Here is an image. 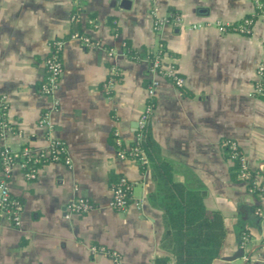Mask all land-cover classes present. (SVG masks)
I'll return each instance as SVG.
<instances>
[{"label":"crops","instance_id":"0c3cea01","mask_svg":"<svg viewBox=\"0 0 264 264\" xmlns=\"http://www.w3.org/2000/svg\"><path fill=\"white\" fill-rule=\"evenodd\" d=\"M153 8L159 15L176 11L183 23L154 31ZM254 11L252 0H0V95L8 97L9 121L23 131L7 134L15 150L25 143L38 150L49 145L38 125L53 101L38 89L49 43L74 29L101 43H64L52 136L64 141L72 163L48 161L33 180L14 166L9 187L22 199L23 211L18 225L0 214V264H115L106 253H91L93 244L116 249L125 264H150L168 253L161 245L162 211L150 201L156 183L149 164L121 159L110 138L116 131L124 143L134 140L152 78L157 84L149 129L172 163L174 179L199 189L205 206L224 218L222 250L209 264H246L244 253L248 264H264V216L256 212L264 210V194L249 192L232 174L235 166L222 144L235 139L252 170L264 177V92L254 94L264 61V20L257 17L249 34L222 32L216 25ZM192 23L205 26L190 29ZM126 41L135 56L144 57L163 42L184 86L150 73L148 61L126 54ZM112 65L120 79L106 92L102 86ZM119 174L133 181L131 196L141 206H111L110 183ZM77 195L91 199L94 208L69 214L66 205ZM243 234L249 242L242 257L227 259L241 247Z\"/></svg>","mask_w":264,"mask_h":264},{"label":"built area","instance_id":"2783aa9c","mask_svg":"<svg viewBox=\"0 0 264 264\" xmlns=\"http://www.w3.org/2000/svg\"><path fill=\"white\" fill-rule=\"evenodd\" d=\"M255 11L253 14L246 15L235 22L217 21L216 25L222 32H237L249 34L257 17L264 20V0H252ZM152 27L154 31H159L164 25H181L183 18L180 13L170 11L165 15H159L156 8L152 11ZM79 18L77 12L72 13V21ZM207 25V24H206ZM205 26L203 23H192L190 29L200 28ZM67 38L79 40L86 47H98L101 45L97 40L92 39L87 33L74 29L67 36L54 38L49 43V53L44 60L45 75L39 84V91L53 97L52 106L45 109L39 119L38 125L43 127L49 138V145L46 150H38L29 144L21 145L18 150L13 149L6 142L8 133L23 135V131L14 127L8 118L9 101L7 95H0V214L5 216L13 224L18 225L21 221L23 211V201L20 197L14 195L9 187L10 178L13 168L16 164L24 170L28 180L36 178L40 167L48 161H62L70 166L72 160L67 153V147L63 140L52 136V111L58 107L59 101L54 97V92L62 79L64 71L63 63V48ZM123 50L126 54L129 47L126 42L122 43ZM112 53V49H109ZM138 59L146 60L149 63L150 73L161 75L171 79L176 86L183 87L185 78L178 70L177 64L172 61L173 57L168 58L166 47L163 42L159 43V48L156 53L151 56H135ZM120 69L116 65L110 67V73L104 80L103 90L109 92L113 89L117 80L120 79ZM148 86L149 94L146 99L143 110L141 111L137 124L134 140L131 143H124L115 131V145L117 155L121 159H129L135 162L146 163L148 161L144 147L141 142L144 139L146 130L148 129L150 118L154 110L153 95L157 81L150 79ZM264 92V61L260 62L257 69V80L254 85V94L260 95ZM228 159L236 166L239 179L247 184L248 191L254 194H264V177H260L255 173L249 165L248 157L242 150L240 144L232 138L224 139L222 142ZM133 181L125 174H119L110 183L111 196L110 204L117 210H125L131 203L141 206L139 200L132 199ZM94 208V203L91 199L83 195L73 197L66 205V210L69 214H85ZM256 212L264 216V210L258 207ZM249 242V237L246 234L241 236V247L245 248ZM91 253L103 252L106 253L115 264H125L122 255L116 249H110L104 245L93 244L90 246ZM246 264L250 260V256L243 255ZM150 264H154L152 261Z\"/></svg>","mask_w":264,"mask_h":264},{"label":"trees","instance_id":"16d2710c","mask_svg":"<svg viewBox=\"0 0 264 264\" xmlns=\"http://www.w3.org/2000/svg\"><path fill=\"white\" fill-rule=\"evenodd\" d=\"M131 57L136 51L126 41ZM115 142V135L111 137ZM141 145L147 155L156 188L150 195L153 206L161 209L164 230L162 247L168 252L156 256L154 264H209L218 257L226 235L219 210L205 206L202 192L174 179L173 165L161 152L149 126ZM141 167L143 163L138 162ZM235 166V165H234ZM236 169V166H235ZM234 167L232 174L236 175ZM111 179L114 174H110Z\"/></svg>","mask_w":264,"mask_h":264},{"label":"water","instance_id":"95a60500","mask_svg":"<svg viewBox=\"0 0 264 264\" xmlns=\"http://www.w3.org/2000/svg\"><path fill=\"white\" fill-rule=\"evenodd\" d=\"M243 253H244L243 248L240 247L238 249V251L234 255L228 256L226 258L231 260V259H234V258H237V257H242Z\"/></svg>","mask_w":264,"mask_h":264}]
</instances>
